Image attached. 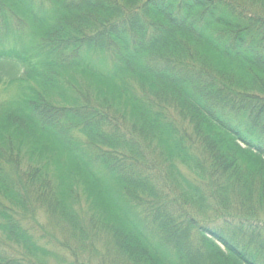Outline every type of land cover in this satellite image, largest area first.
<instances>
[{
  "label": "trees",
  "instance_id": "obj_1",
  "mask_svg": "<svg viewBox=\"0 0 264 264\" xmlns=\"http://www.w3.org/2000/svg\"><path fill=\"white\" fill-rule=\"evenodd\" d=\"M1 85L0 264H264V0H0Z\"/></svg>",
  "mask_w": 264,
  "mask_h": 264
},
{
  "label": "rangeland",
  "instance_id": "obj_2",
  "mask_svg": "<svg viewBox=\"0 0 264 264\" xmlns=\"http://www.w3.org/2000/svg\"><path fill=\"white\" fill-rule=\"evenodd\" d=\"M24 44L26 46H28V43L24 42ZM94 58H96V57H94ZM74 77H75L77 83L79 85H82V87H83L82 90H84V91L87 90V87H88L87 82H90L89 79L84 77V76H82L80 73H74ZM76 87L78 88V85H76ZM17 91H18V86L17 85H10V86H8V85L7 86L6 85L2 86L1 85L0 86V104H3L5 102H7L8 100H10L17 93ZM80 199H81L80 200L81 209L83 211H85L86 214L91 213L89 211V209H88L89 208V203L87 202L86 197L84 196V194L83 195L81 194ZM35 216H36V221L39 223L40 227L47 224V221H46L47 219H46L45 215L41 211H38L35 214ZM32 228L34 229L33 231L35 232V234L38 233V236H40L42 238V240L45 241L44 244L46 245V247L48 249L52 248V246H53V243H52L53 241L50 238V234L51 233L54 234V235H52V236H54V238L55 237L57 239H61L62 238L61 235L57 231H55L54 233L50 232L48 227H47L48 231L46 230V228L42 227V230L45 231V233L40 231L36 226H34ZM53 250L57 251V248H54ZM57 261H58V258L50 259V262L53 263V264L58 263Z\"/></svg>",
  "mask_w": 264,
  "mask_h": 264
}]
</instances>
